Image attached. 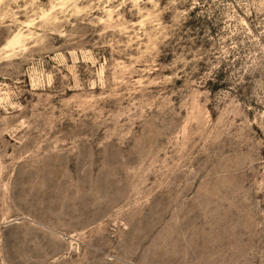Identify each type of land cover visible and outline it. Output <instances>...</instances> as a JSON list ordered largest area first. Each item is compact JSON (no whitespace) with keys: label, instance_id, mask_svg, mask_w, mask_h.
Wrapping results in <instances>:
<instances>
[{"label":"rangeland","instance_id":"374dc122","mask_svg":"<svg viewBox=\"0 0 264 264\" xmlns=\"http://www.w3.org/2000/svg\"><path fill=\"white\" fill-rule=\"evenodd\" d=\"M0 264H264V0H0Z\"/></svg>","mask_w":264,"mask_h":264}]
</instances>
